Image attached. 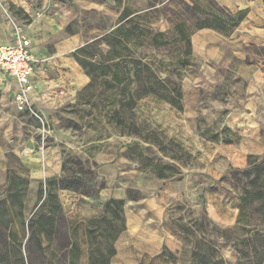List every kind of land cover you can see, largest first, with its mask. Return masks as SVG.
<instances>
[{"label": "rangeland", "instance_id": "obj_1", "mask_svg": "<svg viewBox=\"0 0 264 264\" xmlns=\"http://www.w3.org/2000/svg\"><path fill=\"white\" fill-rule=\"evenodd\" d=\"M124 8L161 43L88 77L73 54L108 60ZM17 31L46 130L0 96V264H264V0H0ZM64 208L114 224L72 246Z\"/></svg>", "mask_w": 264, "mask_h": 264}, {"label": "trees", "instance_id": "obj_2", "mask_svg": "<svg viewBox=\"0 0 264 264\" xmlns=\"http://www.w3.org/2000/svg\"><path fill=\"white\" fill-rule=\"evenodd\" d=\"M139 15L140 14L137 12L134 11L132 12L127 8H124L118 17L117 27L113 29L108 35L103 36V40L108 41L107 42V45L109 46L108 60L103 61L100 58V61H98L97 63H93L90 62L88 59H84V60L79 59L78 55L80 54L82 48L80 50H77L73 54L76 62L83 68L85 74L88 77L93 78L94 73L97 69H102V70L109 69L110 71H112L113 80L116 82H121V76L125 74L123 70V66L126 65L125 56L122 55L123 50L130 51L129 45L131 43H135L134 42L135 40L140 41V39H143V41L149 40L154 45H159L161 43L160 38L163 36L162 33L152 34L149 30H144L139 28V25L137 24L140 19ZM204 27H209V24H207V22H201L199 24H196V28L198 29ZM183 28H184V24L180 23V24H176L174 30L180 36V39L186 40L187 35L183 33ZM140 43L142 42H138V45H140ZM138 45L133 44L132 46L133 48H135ZM129 62L133 67L131 68L132 80L135 82L141 81V77L139 75L141 72L140 61L137 60L136 58L130 57ZM105 63H108L109 66L107 67L105 66L104 68H99L102 67L100 66L101 64L105 65ZM128 71L130 72L129 68ZM130 103L133 104V101H131ZM49 202L53 203V207L55 211L60 210V204L56 200L55 195L52 194L51 192H48V194L46 195L43 201L44 204ZM31 219L33 220V218ZM18 261L22 262V258L19 257ZM213 264H226V263L222 259H218ZM248 264H252V263L250 262ZM256 264H260V262H257Z\"/></svg>", "mask_w": 264, "mask_h": 264}, {"label": "built area", "instance_id": "obj_3", "mask_svg": "<svg viewBox=\"0 0 264 264\" xmlns=\"http://www.w3.org/2000/svg\"><path fill=\"white\" fill-rule=\"evenodd\" d=\"M36 60L30 52V41L17 31L13 41L0 46V92H5L9 81L15 82L14 106L18 111L31 113L45 131L43 116L33 109L30 94L33 90L31 76Z\"/></svg>", "mask_w": 264, "mask_h": 264}, {"label": "crops", "instance_id": "obj_4", "mask_svg": "<svg viewBox=\"0 0 264 264\" xmlns=\"http://www.w3.org/2000/svg\"><path fill=\"white\" fill-rule=\"evenodd\" d=\"M12 41H13V39H9V40L0 42V46L5 45V44H9ZM30 52H31L33 58L36 60V64L34 65V68H33V74L31 76V80L33 83V90L30 94V101H31V104L33 106L32 94L36 90V82H35L34 77H35V73L37 70L38 63H37V59L35 57V53L33 52L31 42H30ZM14 92H15V82L13 80H10L7 89L5 90V92H0V96H11L12 100H13ZM63 210H64V213H65L67 219L71 220L70 221V225H71L70 235H72V237H71L72 246L81 245V243H79V241L82 240L83 232L85 233L86 230H88V229L92 230V231L93 230H102V229H104L103 225L107 224L109 226L111 224L112 225L114 224V220H113L112 215H110L108 213L101 214V212H97L94 209L88 210V211L82 210V209H76V210L74 209V211H72V212H69L65 208ZM100 215H103V216H100ZM78 222H79V224H78ZM73 225H75V226H73ZM74 232L76 233L75 236L77 238L73 237ZM76 240L78 242H75Z\"/></svg>", "mask_w": 264, "mask_h": 264}]
</instances>
